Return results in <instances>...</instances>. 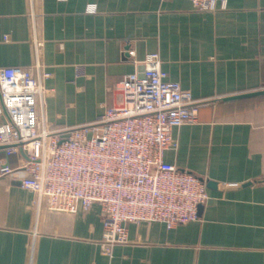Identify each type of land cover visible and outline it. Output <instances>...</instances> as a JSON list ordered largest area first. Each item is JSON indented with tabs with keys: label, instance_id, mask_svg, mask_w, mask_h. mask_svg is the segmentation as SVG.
Returning a JSON list of instances; mask_svg holds the SVG:
<instances>
[{
	"label": "crops",
	"instance_id": "obj_1",
	"mask_svg": "<svg viewBox=\"0 0 264 264\" xmlns=\"http://www.w3.org/2000/svg\"><path fill=\"white\" fill-rule=\"evenodd\" d=\"M151 53L166 80L205 100L164 154L205 182L198 219L131 223L108 254L98 204L38 207L0 170V264H264V93L230 98L264 91V0H218L205 12L190 0H0V67L48 73L40 115L54 128L123 104L122 80L142 76ZM4 162L16 168L19 155L0 148Z\"/></svg>",
	"mask_w": 264,
	"mask_h": 264
},
{
	"label": "built area",
	"instance_id": "obj_2",
	"mask_svg": "<svg viewBox=\"0 0 264 264\" xmlns=\"http://www.w3.org/2000/svg\"><path fill=\"white\" fill-rule=\"evenodd\" d=\"M190 1L205 12L216 10L218 0ZM144 65L142 76L122 80L123 104L92 123L65 128L40 115L48 76L40 65L0 67V148L19 155L17 167L4 162L1 173L53 212L77 213L98 204L108 254L128 242L129 224L161 222L171 229L197 220L208 200L201 178L164 159L166 150L178 147L175 130L195 123L205 100L166 80L159 53L149 54Z\"/></svg>",
	"mask_w": 264,
	"mask_h": 264
},
{
	"label": "water",
	"instance_id": "obj_3",
	"mask_svg": "<svg viewBox=\"0 0 264 264\" xmlns=\"http://www.w3.org/2000/svg\"><path fill=\"white\" fill-rule=\"evenodd\" d=\"M262 93H264V91H261V92H253V93H248V94H242V95H238V96L230 97V98H241V97H245V96H253V95L262 94ZM21 153H22V155L25 156V153L23 151H21ZM201 208H202V205H200L199 208H198V211L199 212H200Z\"/></svg>",
	"mask_w": 264,
	"mask_h": 264
}]
</instances>
